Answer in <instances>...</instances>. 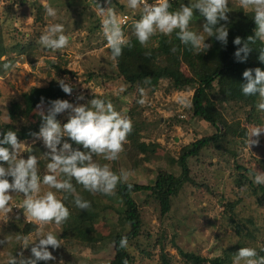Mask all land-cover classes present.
Returning <instances> with one entry per match:
<instances>
[{
    "label": "rangeland",
    "instance_id": "obj_1",
    "mask_svg": "<svg viewBox=\"0 0 264 264\" xmlns=\"http://www.w3.org/2000/svg\"><path fill=\"white\" fill-rule=\"evenodd\" d=\"M178 2V5L181 2L186 6L189 4V0ZM45 4L57 10L55 18L46 15ZM119 4H122L126 11H132L127 7V0H119ZM236 7H239L238 0H229L228 8ZM100 8H111L119 17L123 14L120 7L108 0H0V52H5L0 59V124L7 120L6 110L10 103L20 101L24 92L32 87H45L53 80L63 79L56 66L74 74L66 77L70 85H76L72 86V93L65 99L74 106L87 105L94 96L106 98L112 102L115 110L127 116L129 110L143 98L145 103L140 105L147 123H154L156 120L161 122L147 131L143 139L146 143L159 144L155 157L140 155L132 160L129 150L123 146V151L115 161H108L97 155L93 156V160L100 165L107 164L117 174L121 170L127 171L129 179L125 183L152 184L159 170L172 171L173 166L177 169L171 164L169 156L177 158L185 146L213 134L214 129L192 116L190 106L194 91L168 92L167 81L161 82L155 94L148 95L143 92L141 98L138 97L136 89L127 90L118 75L116 63L110 59L102 26L99 31L96 30L97 21L101 22L103 18ZM38 17L42 18L37 19ZM52 23H63L65 34L70 38L69 44L63 49H45L38 42L39 36ZM203 25L204 21L200 19L191 21L189 27L201 33ZM132 33L133 26L124 30L127 38L133 36ZM157 35L151 38L147 46H157ZM205 43L210 45V37L206 38ZM3 64H8L9 68H3ZM184 70L188 74L185 68ZM90 73L93 74L92 77ZM122 87L125 89L123 92L120 91ZM81 95L83 99H78ZM181 98L187 102V106L180 103ZM224 106L225 113L231 115V119L241 118L242 112L238 107H233V104L232 107L225 104ZM41 111H44V107L38 108L30 117V121L35 122ZM69 115L70 110L60 113V121L67 119ZM260 118L264 126L262 111ZM253 139H257L258 143L247 146V151L259 160H264V133ZM34 148L48 151L42 140L35 137L21 142L20 155L27 158ZM40 151L39 154L43 155ZM207 154L190 159L191 178L196 185L187 183L184 186L174 199L172 211L167 217L160 216L158 202L147 193L133 194L141 210L143 227L141 235L130 243L134 257L132 264H160V246L157 245L159 240H163L165 255L172 264H186L179 249L208 259L220 256L223 251H229L232 260L227 264H233L235 254L242 247L254 248L257 252L256 258L264 257V206L257 202V197L252 194L250 187H238L231 176L227 161L217 158V155ZM257 170L264 174V164H259ZM46 171V167L38 166L41 176ZM42 190H48L47 186H42ZM9 194L12 210L7 214L0 211V240L4 241L0 245V264H6L10 254L17 258L21 253L25 257L30 256L32 245L23 248L16 237H33L38 227L34 222L27 220L23 210L19 208L23 195L11 190ZM77 194L81 195V191H76L75 195ZM58 195L62 198L63 194ZM103 200L105 206H110L106 214L111 216L113 221L123 224L117 218V211H120L122 204L113 199ZM34 225L36 228L27 233L30 226ZM74 227L72 222L43 225V230L52 231L62 244L56 249L48 246L55 259L41 262L108 264L113 259V235L107 220L102 219L96 226L97 233H94L93 237L96 238L97 234L102 236L101 241L96 243L83 245L67 242L65 236ZM238 228L241 230L240 236L237 234ZM240 264H243V261Z\"/></svg>",
    "mask_w": 264,
    "mask_h": 264
},
{
    "label": "trees",
    "instance_id": "obj_2",
    "mask_svg": "<svg viewBox=\"0 0 264 264\" xmlns=\"http://www.w3.org/2000/svg\"><path fill=\"white\" fill-rule=\"evenodd\" d=\"M108 1L120 7L123 14L130 12L126 11L122 4H119V0ZM178 4V0H175L170 5V10L177 9ZM136 11L141 13L140 9ZM226 15L227 21H220V24L227 28V44H221L215 39V36L210 37L209 47L201 53H195L190 47L182 45L175 33L167 37L162 34L157 35V46L151 47H142L134 36L128 38L132 47H125L121 56L115 61L118 75L127 90L136 89L139 94L138 97L141 98V90L148 95H153L160 88L161 82L167 81L168 92L194 91L190 112L194 118H199L210 125L214 132L185 146L177 158L169 156L171 164L175 165L177 169L173 166L172 171L159 170L152 184L118 183L115 194L105 195L84 190L81 185H77L73 180L72 183L76 191H81L79 196L90 202V208L87 210L78 209L73 203L75 194L68 195L64 203L69 208L70 215L65 222H72L75 227L66 234L65 240L67 242H77L83 245L100 242L102 236L97 234L94 238L93 235L97 233L96 226L99 221L105 219L109 222L114 243V257L108 264H124L125 261L127 264H132L134 257L130 243L141 235L143 227L141 210L138 202L133 198V194L147 193L149 197L158 202L160 216L162 218L167 217L172 211L174 199L178 197L184 186L187 183L195 184L191 178L190 159L208 155L207 153L217 155V158H223L227 161L232 172L231 176L234 177L238 187H250L252 194L257 197V202L264 206V184L254 182V176L260 173L257 167L259 164H264V160H259L249 154L245 143L246 132L251 127L262 126L260 111L256 108L259 96H244L241 92V84L246 83L242 76L244 70L257 67L264 70V63L258 59L260 48L264 47V43L258 39L254 43L248 41V37L255 36L254 29L256 28L251 11H246L240 7L229 8ZM41 18L38 17L37 19ZM200 19L204 21V24L206 23V19L200 16L197 10L194 12L192 21ZM100 29L101 22L98 20L96 30L99 31ZM236 37L240 38V45L233 44ZM245 43H248L250 51L244 62H238L234 52ZM0 44H2L1 32ZM107 49L110 54V49ZM4 54V51L0 52V59ZM56 70L63 76V79L74 75L59 66H56ZM92 76L93 74L90 73V77ZM65 82L68 83L67 80ZM68 95L61 90L58 80L51 81L45 87L30 88L21 95L20 101L15 100L10 103L6 110L7 120L0 124V133L14 130L21 142L34 139L32 133L38 132L42 124L41 113L35 122L30 121V117L37 111V104L41 98H44L42 107H44V113L47 114L49 100H65ZM224 104L231 105V107L233 104V107H238V110L242 112L241 118L231 119V115L225 113L226 106ZM127 117L131 119L133 128L123 146L129 150L132 160L140 155H145L148 158L155 157L159 144L146 143L143 139L147 131L151 130L155 124L157 127L161 123L160 120L147 123L148 120L143 116L139 103L129 110ZM56 119L61 125L68 120L67 118L61 122L60 114L57 115ZM67 139V137L62 138V142ZM73 147L81 148L74 143ZM40 150V148H34L29 154L39 158V168H45L49 160L45 155L46 152ZM39 151L44 154H39ZM128 184H131L132 187L129 188ZM102 197L109 201L112 199L119 201L122 204L120 211H117V218L123 224L113 221V218L106 214L110 206H105L102 203L104 202L103 199H100ZM30 227L27 233L36 228L35 225ZM237 234L241 235L239 228ZM121 237H127L128 246L126 248L119 247ZM158 243L157 245L160 246V264H172L165 255L163 240H159ZM178 251L186 264H227L232 260L229 251H223L220 256L212 259L201 257L192 252H185L182 249ZM38 264L44 263L39 261Z\"/></svg>",
    "mask_w": 264,
    "mask_h": 264
},
{
    "label": "clouds",
    "instance_id": "obj_3",
    "mask_svg": "<svg viewBox=\"0 0 264 264\" xmlns=\"http://www.w3.org/2000/svg\"><path fill=\"white\" fill-rule=\"evenodd\" d=\"M239 7L249 9L255 22V36L248 37V41L254 43L257 39L264 43V0H238ZM229 0H189L186 6L183 2L179 8L170 10V0H156L152 4L148 0H127V7L136 10L141 9L140 19L133 23V36L143 47L147 46L152 37L157 34L163 36H175L180 43L190 47L195 53L204 52L209 44L205 43L207 37L215 36V39L223 45L227 44L228 31L220 21H227L226 13L229 12ZM48 17L55 18L57 10L44 5ZM194 10L206 19L201 33L190 29L189 25L194 16ZM103 16L101 26L107 47L110 49V59L117 61L125 47L131 48V41L122 31L124 22L116 12L108 8H100ZM106 13V14H105ZM206 34V35H205ZM69 36L65 34L63 23L48 25L45 32L39 36V44L45 49H63L69 44ZM234 45H240L241 40L236 37ZM175 50V49H173ZM250 51L248 43L236 49L234 56L238 62H244ZM148 54V53H146ZM243 54V55H242ZM258 59L264 63V47L260 48ZM3 68H9L3 64ZM246 83L241 84V92L244 96H259L256 108L264 112V70L257 67L246 69L242 73ZM59 79L58 85L66 94L72 93V86ZM125 89H120L123 92ZM143 97V90H141ZM78 99H83L79 96ZM143 105V98L138 100ZM180 103L187 106L182 98ZM44 104L42 97L37 104L41 108ZM47 114L41 111L42 124L38 132L32 133L34 137L42 140L48 151L45 155L49 162L46 165V173L42 176L38 173V160L35 155L24 158L20 155L21 141L14 130L0 133V211L9 213L11 195L9 190L23 195V201L19 208L23 210L27 220L38 225L33 237L17 236L23 248H30L31 255L25 257L23 253L19 258L10 254L6 264H38V261L54 260L55 257L49 251L58 248L62 242L52 231L45 232L43 225L54 223L60 225L70 215L69 208L64 201L69 194H75L76 188L72 181L81 185L84 190L91 193L115 194L118 183H125L129 179V173L121 170L119 174L113 172L107 164L100 165L93 160V156H102L108 161H115L123 151V145L127 142V136L132 132V121L126 115L115 110L112 102L106 98L95 97L88 101L87 105L74 106L68 100H49ZM70 110L66 123L56 119L57 115ZM264 133V126L257 125L246 132L245 143L249 147L258 143L257 139ZM67 137V140L62 138ZM71 141L72 143H70ZM75 145L81 148L73 147ZM59 146V147H58ZM9 177L11 182H9ZM256 184H264V174L257 173L254 176ZM42 186H47L46 191ZM131 188L132 185L128 184ZM55 190V191H53ZM58 194H63L62 198ZM73 203L78 209L87 210L90 202L82 199L78 194L74 195ZM4 241L0 240V245ZM128 246L127 237H121L120 248ZM257 257L254 248L242 247L233 258V264H264V257ZM127 264V261L124 262Z\"/></svg>",
    "mask_w": 264,
    "mask_h": 264
},
{
    "label": "built area",
    "instance_id": "obj_4",
    "mask_svg": "<svg viewBox=\"0 0 264 264\" xmlns=\"http://www.w3.org/2000/svg\"><path fill=\"white\" fill-rule=\"evenodd\" d=\"M174 1L175 0H170V5L172 4V3H174ZM153 2H156V0H148V3L149 4H152ZM141 10V9H140ZM142 11V10H141ZM140 15H141V13L140 12H137V11H135V10H132V11H130L129 13H127V14H123V15H121L120 16V18L124 21L123 23H122V25H121V27H122V31L123 30H126L127 28H129L130 26H132L133 25V23H134V21H136V20H139L140 19ZM74 86L76 85V84H73ZM73 85H71V86H73ZM81 89V88H80Z\"/></svg>",
    "mask_w": 264,
    "mask_h": 264
}]
</instances>
